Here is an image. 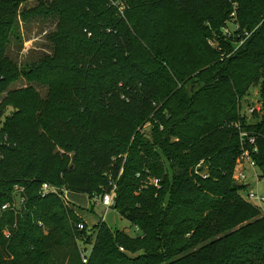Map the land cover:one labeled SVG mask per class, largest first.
I'll return each mask as SVG.
<instances>
[{"label": "trees", "instance_id": "1", "mask_svg": "<svg viewBox=\"0 0 264 264\" xmlns=\"http://www.w3.org/2000/svg\"><path fill=\"white\" fill-rule=\"evenodd\" d=\"M28 1L0 0V209L26 198L0 212V264H82L79 243L87 264H264V216L233 177L243 142L264 179V116L242 113L256 88L264 111V0H51L19 16L58 17L53 53L19 68L5 44ZM44 183L115 186L136 235L89 229Z\"/></svg>", "mask_w": 264, "mask_h": 264}, {"label": "rangeland", "instance_id": "2", "mask_svg": "<svg viewBox=\"0 0 264 264\" xmlns=\"http://www.w3.org/2000/svg\"><path fill=\"white\" fill-rule=\"evenodd\" d=\"M50 2L51 0H30L20 6L15 23L5 44L6 56L15 64H17L19 68L35 62L39 58H42L46 55H52L53 53V47L49 43L48 37L56 30L58 17L49 15L31 17L28 20H22V18L19 16L23 10H31L35 8L39 9L42 5L48 4ZM233 24L234 22L230 21L227 25V30L230 32L234 31L235 26ZM27 85L29 84L24 79H19L9 87V90L21 89ZM32 85L41 97H46L47 88L37 84ZM4 95L5 94L0 95V103L4 98ZM255 105L259 106L260 110L255 112L254 115L247 114L246 110L249 107ZM242 113H245L246 124L258 123L264 116V111L260 103L259 88L253 89L251 91V95L242 101ZM150 130L151 127L149 125H145L143 128V131L146 133V137L148 139L150 138ZM254 174L259 176L260 172L257 168L251 169L248 166H245L246 179L244 180V183L247 185V191H252L253 193L264 196V179L253 177ZM234 182L239 184L236 180ZM63 189L64 188L62 187L60 190ZM240 194L243 197V192ZM73 195V193H68V196L65 195L69 202L68 204L72 209H78L79 211H83L85 214L87 213V215L91 214L93 217L95 215L99 221L104 219V222H106V224H108V226H110L112 229L124 231L129 236L133 237L136 235V232L131 224L127 220L120 217L113 209L105 210V208H102L99 205L98 200L92 201L90 199L88 202V207H86L85 204L78 205L71 199V196ZM76 195L78 196L79 194ZM88 226L91 227L89 224ZM78 246L81 249L84 248L86 251L89 250V248L85 247V245L82 247V245L79 244Z\"/></svg>", "mask_w": 264, "mask_h": 264}, {"label": "built area", "instance_id": "3", "mask_svg": "<svg viewBox=\"0 0 264 264\" xmlns=\"http://www.w3.org/2000/svg\"><path fill=\"white\" fill-rule=\"evenodd\" d=\"M229 2H231L232 0H228ZM115 6H118L119 4H114ZM120 14H122V7L119 6L118 8ZM260 110L259 106L255 105V106H252V107H249L247 110H246V113L249 114V115H252L254 112H258ZM244 137H246V134L242 133L240 134V138L243 139ZM247 143L250 145V146H253L254 145V139L253 138H250L248 137L247 138ZM245 144V143H244ZM253 152L255 153L256 152V148L254 147L253 149ZM250 151L246 150L244 145H243V142L241 144V153L239 155V157L237 158L236 160V165H235V169H234V179L236 181H238L239 184H244V180L246 179V175H245V166H248L249 168L253 169V168H256L255 166V163L250 155ZM253 177L257 178L259 177L257 174H254ZM150 183L157 187L158 188V180L156 179H153L150 181ZM247 186V185H246ZM59 191H61L60 189L56 188V187H53L51 185H48L46 183L42 184L41 186V189H40V194L41 196H46V195H50V194H58ZM115 186H112V188L104 193L98 200V203L99 205L102 207V208H105V210H108V209H112V206L114 204V200H115V197H116V193H115ZM67 191L63 190V199L66 203H69L66 196L67 195ZM243 198L251 203L252 205H254L261 213L262 216H264V196H261L257 193H253L252 191H247L244 190L243 191ZM25 203H26V198H25V195H24V188L23 187H19V186H14L13 188V193H12V200L10 203L8 204H4L1 209H0V212H4V211H12L14 213L15 216L19 215L23 209H24V206H25ZM100 222H104V219H102V221ZM39 226H42L41 223L38 224ZM13 228H15V225L13 226ZM77 229L79 231L85 229V225L83 223H80L77 225ZM135 231H138L137 228H135ZM4 236L6 239H9L10 236H11V233L9 230H6L4 232ZM82 245L83 247V244L82 243H79ZM87 248H89L88 251H86L84 248H79V253H80V258H81V262L82 264H87V261H88V257H89V254L91 252V248L92 246L91 245H87L85 246Z\"/></svg>", "mask_w": 264, "mask_h": 264}, {"label": "crops", "instance_id": "4", "mask_svg": "<svg viewBox=\"0 0 264 264\" xmlns=\"http://www.w3.org/2000/svg\"><path fill=\"white\" fill-rule=\"evenodd\" d=\"M68 196V193H67ZM71 199L76 202L78 205H82L85 204L86 207H88V202H89V198L85 195H76L74 194L73 196H71ZM85 207V208H86ZM74 210V209H73ZM74 212L79 216V218H81L83 220V222L86 224V226L90 229V228H94L95 226H97L99 224V220L97 217H94L89 214L87 215V213L85 214L83 211H79L78 209H75ZM93 213V211H92ZM106 223V222H105ZM91 225V227L88 226ZM108 225V224H107Z\"/></svg>", "mask_w": 264, "mask_h": 264}]
</instances>
